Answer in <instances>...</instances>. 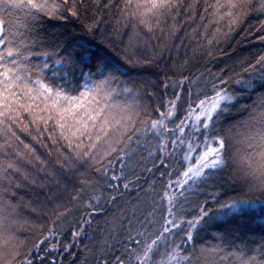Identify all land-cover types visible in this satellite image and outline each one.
Returning a JSON list of instances; mask_svg holds the SVG:
<instances>
[{"label":"snow or ice","instance_id":"1","mask_svg":"<svg viewBox=\"0 0 264 264\" xmlns=\"http://www.w3.org/2000/svg\"><path fill=\"white\" fill-rule=\"evenodd\" d=\"M117 7L125 18L139 17V22L151 29L152 17L174 11L178 14L181 0H124ZM193 7L194 0L185 11ZM209 7L217 23L213 34L220 32L218 25L222 20L227 21L231 31L248 13L262 18L254 37L261 47L241 68L248 76L235 80L248 90L250 103L241 104L240 94L226 84L228 76L222 77L220 73L212 76L210 94L198 89L193 99L189 91L187 99L178 103L182 98L176 89L188 79L182 76L171 81L173 95L163 105L154 106L156 116L152 118L141 115L149 109L141 107L139 89L124 79L126 69L122 64L107 56H97L83 44L77 51L70 36L46 49L43 45L37 47L32 39L33 29L45 18L64 20L69 18L68 14L79 17L77 0H0V137L3 138L0 140V153H3L0 156V264H45L46 259L52 264L57 256L61 257L60 264H64L65 252L67 264H203L201 258L208 253L226 264H264V240L259 246V259L257 254L247 255L244 244L238 250L225 252V247L200 245L198 248L193 242L217 217L264 207V0H213L211 5H205V9ZM21 18L24 31H20ZM94 26L95 20L89 23V30ZM207 42L211 44V37ZM34 56L38 57L35 61ZM91 61L95 62V71H85ZM70 64L83 65L78 83L63 72ZM58 72L60 76L56 79ZM256 80L261 82L259 91ZM114 84L119 87H113ZM164 86L167 88V80ZM232 110L247 113L228 129L236 126L245 129L237 142H242L246 150L239 155L238 149L229 154L220 128L225 114ZM21 113L29 115L27 123ZM49 121L76 158L89 157L93 163L100 164L95 171L108 178L103 182L112 191L106 195L97 192L99 180L82 179L72 199L84 211L71 226L72 239H60L62 226L58 229L53 223L47 232L36 234L30 246L21 252L23 240L12 227L17 223L13 215L17 201L11 197L17 195L13 182L20 186L13 173L22 172L28 177L16 157L28 154L14 145L13 140L20 141L30 152L34 153L35 149L20 140L15 126L27 130L29 123L42 122L47 128ZM9 148L15 157L10 156ZM113 152L114 159L101 163ZM35 158L40 160L39 156ZM148 163L153 167L157 163L164 165L165 171L157 169L163 182L159 193L149 184L147 191L156 194L145 211L139 196L127 200L123 197L131 188L141 187L140 177L132 174L129 178L126 171L139 167L142 172H151ZM233 173L238 174L235 179ZM121 177L123 191L118 183ZM225 183L239 187L240 192L227 196L222 191ZM209 186L214 189L209 194L213 207H208V200L201 198V187ZM86 190L91 195L85 199L81 193ZM246 193L260 195L250 197ZM54 207L58 209L61 204ZM68 211L67 208L56 211V219L62 221ZM101 213L105 214L103 226L94 215ZM227 247L235 249V246Z\"/></svg>","mask_w":264,"mask_h":264},{"label":"trees","instance_id":"2","mask_svg":"<svg viewBox=\"0 0 264 264\" xmlns=\"http://www.w3.org/2000/svg\"><path fill=\"white\" fill-rule=\"evenodd\" d=\"M77 2L79 17H72L68 14L69 18L64 20L45 18L38 28L33 29L32 39L36 41L37 47L43 45L46 49L62 40L64 36H70L77 51L83 44L97 56H107L122 64L126 69L124 79L139 89L141 107L147 106L149 109L147 113L142 112V116L155 118L154 106L163 105L165 100L173 95L171 81H178L182 76L188 79L183 82L182 90L181 88L176 89L181 92L182 98L178 103L187 99L189 91L193 99L198 89L210 94V82L216 73H220L222 77L228 76L226 84L230 90L240 94L238 98L241 104L250 103L251 97L248 90L243 85L236 84L235 80L238 77L248 76V73L241 71V68L250 62L251 55L257 53L261 47V42L254 39L258 33V22L262 19L256 13L243 16L238 24L232 26L231 31L228 30L227 21L222 20L218 25L220 32L213 34L217 23L210 15L211 8L205 9V5H211L213 0H194V7L187 11L185 8L193 3V0H181L178 14L174 11L160 17H152L151 29L141 24L139 17L125 18L121 14L117 5H122L124 0H111L110 3L109 0H77ZM106 4L107 7H105ZM93 20H95V26L89 30L88 25ZM20 31H24L23 18H21ZM209 37L212 39L211 44L207 42ZM32 59L35 61L38 57L34 56ZM129 60L132 63H129ZM94 63V61L89 62L85 71L89 69L95 71ZM81 67L83 65L70 64L63 69V72H67L68 78L78 83L81 79ZM59 76L58 72L56 79H59ZM48 78L52 79L51 74ZM166 80L168 81L167 88L164 86ZM254 83L257 85L256 90L259 91L261 82L256 80ZM113 87H119V85L114 84ZM21 115L25 123L30 120L27 113H21ZM245 115H247L246 111L232 110L225 114L221 121L220 128L225 135V143L230 155L237 149L239 150L238 155L246 150L242 142H237L241 140L245 129L236 126L228 130L230 125L242 120ZM15 128L20 140L35 149L34 153L30 152L20 141L13 140L14 145L28 154L26 157H16L21 169L27 171L28 177L25 178L22 172H14L13 175L19 181L20 186L16 187L15 181L12 184L17 193L16 196L11 197L17 201L16 211L13 213L17 217V223L12 227L17 236L23 240L20 251L24 252L34 241L36 234L47 232L53 223L58 229L62 226L60 239L71 240V226L84 211L83 207L72 199L80 187V181L82 179L94 182L99 180L100 184L96 185L97 192L106 195L112 191L103 182L108 178H102L96 173L95 170L100 164L93 163L89 157L76 158L75 152L68 147L59 131H53L51 121L47 128L42 122L29 123L27 130L20 129L19 125ZM2 139L0 137V140ZM8 151L10 156L15 157V152L11 148ZM2 155L3 153H0V156ZM36 156H39L40 160H37ZM115 156V152L110 153L101 163L114 159ZM41 161L44 163L41 164ZM147 167L152 171L142 172L139 167L133 168L131 172L126 171L129 178L132 174L140 177L141 187L131 188L123 197V200H127L139 196L144 201L145 211L149 210L150 201L163 187L157 169L165 171V166L159 163L155 167L148 163ZM232 167L230 162V172ZM9 171L13 170L9 169ZM116 171H119L118 164ZM236 175L238 174L233 173L234 179ZM165 178H167V173ZM153 181H155L154 184ZM118 183L120 190L123 191V177ZM149 184H152L156 193L147 191ZM213 191L211 186L201 187V198L208 200V207H213V201L209 198V194ZM222 191L227 196H232L240 192V188L225 183ZM81 195L86 199L91 192L86 190ZM246 195L258 197L260 194L246 193ZM117 199L122 202L121 198ZM56 203L61 204V207L55 208ZM101 203L103 204V200ZM104 207L110 206L104 205ZM65 208L69 211L65 213L64 219L57 220L55 212L63 211ZM94 215L103 226L105 214ZM262 240H264V207H256L242 213L230 212L227 216L217 217L208 228L200 231L193 242L198 248L200 245L225 247V252L238 250L239 245L244 244L246 254H257V259H259V246ZM227 246H235V249ZM73 250H76L75 247ZM63 258L64 264H67L66 252L63 253ZM201 259L203 264H226L214 258L212 253H208ZM228 259L231 260V257ZM60 260L61 257L57 256L52 264H60ZM45 264H49L47 259Z\"/></svg>","mask_w":264,"mask_h":264}]
</instances>
